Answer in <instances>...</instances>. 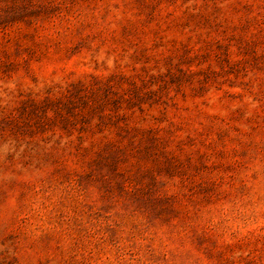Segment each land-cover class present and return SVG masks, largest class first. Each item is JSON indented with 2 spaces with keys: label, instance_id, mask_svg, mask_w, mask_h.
Masks as SVG:
<instances>
[{
  "label": "rangeland",
  "instance_id": "obj_1",
  "mask_svg": "<svg viewBox=\"0 0 264 264\" xmlns=\"http://www.w3.org/2000/svg\"><path fill=\"white\" fill-rule=\"evenodd\" d=\"M0 264H264V0H0Z\"/></svg>",
  "mask_w": 264,
  "mask_h": 264
}]
</instances>
